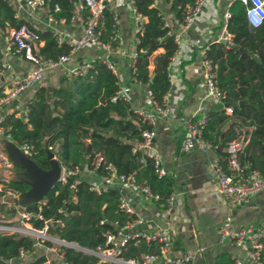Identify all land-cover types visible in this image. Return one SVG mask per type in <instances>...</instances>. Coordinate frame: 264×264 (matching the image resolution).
Returning <instances> with one entry per match:
<instances>
[{"label":"trees","instance_id":"obj_1","mask_svg":"<svg viewBox=\"0 0 264 264\" xmlns=\"http://www.w3.org/2000/svg\"><path fill=\"white\" fill-rule=\"evenodd\" d=\"M48 12L56 18L68 21L72 15V0H45ZM154 0H131V7L143 22L135 33L134 67L129 76L138 81L141 88L150 92L151 100L159 103L169 89L167 65L177 49L174 32L171 27L163 26L164 16L154 5ZM172 18L181 22L187 10L195 0H165ZM58 11L53 12V5ZM225 30L230 45L221 42L203 47L202 57L212 65L214 82L223 97L220 104H228L229 112L224 108L209 109L204 112L206 125L202 138L215 147L224 145L241 134L249 136L244 150L239 156L244 171H257L264 174V167L254 169L253 158L248 154L249 146H256L264 159V20L261 25L250 28L243 17V5L233 1L229 8ZM112 14L104 11L98 20L97 31L103 42L116 45L111 39L116 32L112 26ZM21 24L29 25L15 16V10L9 0H0L1 35ZM43 45L37 52L43 59L55 60L70 51L63 43H57L50 31L39 32ZM244 49V53L238 49ZM161 50L155 54L157 50ZM252 57H255L253 59ZM154 59L153 63L151 60ZM84 73L72 77H61L58 86L47 96L44 86L36 89L26 108V121L14 113L6 114L0 123L9 128V139L16 143H27L34 148L31 159L35 164L47 169L45 147L52 145L59 164L64 167L77 166L80 169L91 168L95 154L100 153L107 162L113 164L119 173L132 174L138 183L148 185L158 195L155 202L160 205L172 191L171 178L165 174L157 176L153 172L151 159L139 150H132V142L140 140V131L149 127L130 108L126 101L110 98L116 91L117 78L105 65L101 57L88 62ZM150 65L153 71L150 70ZM243 101L242 103H239ZM225 154H220L219 163L226 169ZM264 162V161H263ZM264 166V164H263ZM16 169V167H14ZM17 170V169H16ZM102 173L95 169V175ZM90 182L78 175L68 177L63 183H56L39 203L42 219L31 218L29 224L36 229L44 226L48 220L46 232L79 247L94 249L103 246L104 233L112 229L113 221L123 224L133 215L119 210L118 193L115 189L102 188L99 192L89 189ZM25 191L24 183L7 179L2 182L4 190ZM37 203L29 205L27 211H37ZM12 216L16 210L10 209ZM100 221H102L100 223ZM11 223V222H8ZM48 246V241L44 242ZM34 246L29 237L12 233H0V264L8 259H17L18 250L31 253ZM154 243L142 240L130 241L122 256L135 258L143 253L153 252ZM64 264H114L98 261L94 255L82 253L69 247H60ZM259 258L264 264V241ZM44 256L39 255L25 264H44ZM214 264H232L225 255L218 256Z\"/></svg>","mask_w":264,"mask_h":264},{"label":"built area","instance_id":"obj_2","mask_svg":"<svg viewBox=\"0 0 264 264\" xmlns=\"http://www.w3.org/2000/svg\"><path fill=\"white\" fill-rule=\"evenodd\" d=\"M109 0H79V7L84 11V17L81 25L80 34L75 38H64L60 33L53 30L52 24L57 21H62V18H56L51 12H48L46 17V23L50 28V32L55 36L57 43H63L67 45L70 51L66 54L58 56L55 60L43 59L37 52L36 47L40 42L39 32L27 24H21L15 29L8 31L6 35V41L2 47H0V69H7L9 64L5 59L10 57H17L24 59L33 64V68L17 78L11 79L8 82L0 85V110L10 105L14 99L24 90L35 86L40 82L44 74L54 68L62 67L65 77H72L80 75L88 68V62L79 63L75 65H67V60L71 51L83 48L87 45H94L102 50L100 56L105 65L114 73V65L111 59L108 57L110 53H114L118 56L126 55L124 49L111 46L109 42H103L99 38V32L97 31L98 20L102 17L104 11L108 9ZM237 1L243 5V17L246 25L250 28L258 27L264 20V0H232ZM204 0H195L192 7H190L186 15L181 22L172 18L171 22L164 18L163 26H169L177 28L180 31L186 29L193 19L196 17ZM131 4V0H129ZM28 15H32L36 11L41 10L47 2L45 0H24ZM58 5L54 4L52 11H58ZM136 16L137 25L136 31L140 28L143 22L142 18L134 12ZM229 17V13H225V18ZM113 19V18H112ZM112 26L115 27L114 20ZM174 32V31H173ZM0 33L1 30H0ZM136 33V32H135ZM117 33L115 32L111 39H116ZM175 42H177V35L174 33ZM227 44H231L229 37H223ZM136 39H134L133 47ZM177 44V43H176ZM206 47L205 49H207ZM203 53V50H202ZM135 50L128 54L129 70L134 67ZM174 55V54H173ZM170 58V61L173 57ZM2 59V60H1ZM5 61H4V60ZM169 61V62H170ZM169 64V63H168ZM201 77L196 82V87L201 91L202 98H208L213 102H220L223 94L214 82L213 68L210 61L206 58H201ZM168 70V65L166 67ZM168 81H169V76ZM129 85H118L113 96L110 98L112 102L116 100L129 101L131 85L141 87L140 83L134 78L129 76ZM146 97L149 100L148 109H138L134 111L140 118L141 122L147 125L148 129H142L140 131V140L136 141V147L132 146V150H139L145 156L149 157L152 162L153 172L157 176H163L166 171L162 167L161 159L151 151V142L154 138L153 124L158 119H165L169 115V105L166 99V95L162 96L159 103L151 100L150 92L145 91ZM229 110V108H226ZM26 106L21 110L14 105L11 113L19 116L23 122L26 121ZM6 114H0V123L3 121ZM206 115L203 113L197 118L186 122L185 133L181 137L178 144L179 153H187L193 149H205L206 147L215 148V146L208 143L202 138V133L206 125ZM9 128H4L0 125V135L5 138L8 136ZM264 140V137H263ZM15 144L18 150L27 157L31 158L34 154L33 146L27 143ZM246 145V135L241 134L239 137L228 141L224 147L226 169L221 166L219 159H213L210 164V170L213 174L216 191L224 199L227 206L243 205L247 203L250 197L264 189V174H260L257 171H244L243 165L239 161V156L244 150ZM45 151H51L56 158L55 149L52 145H47ZM57 159V158H56ZM13 168V164L9 161L7 155L3 150H0V192L2 191V182L6 181ZM101 168L102 173L96 175L97 179L90 182L89 189L95 192H99L102 188L115 189L118 193L117 205L119 210L124 213L133 215L130 221H126L123 224H118L117 221H113L112 229L107 230L104 233L103 246H96L94 249H86L79 247L75 243L66 242L54 236H51L46 232V223L48 220H43L44 226L41 229L32 228L29 225V220L42 219L39 213V204L36 205L37 211L23 210L17 212L16 210V222L8 223L11 221L5 220V214L0 210V233L3 232H19L23 236H29L36 243H43L48 241L50 245H46V250L50 253H55L58 258L62 259L63 251L60 247H69L74 250L81 251L82 253L94 255L98 258V261L114 264H192L191 255L185 253L180 255L171 254V245L173 242V232L166 227V225L157 226L151 231L140 230L142 218L133 213L132 207L129 202L127 193L141 195L152 202L158 200V195L153 193L148 185L138 183L132 174H123L117 172L115 166L110 162H107L104 157L97 153L91 161V168L80 169L77 166L64 168L61 166L60 170V183H63L68 177H77L83 172H89L95 174V169ZM8 198L6 200L5 198ZM15 192L12 190H4L0 194V208L5 206L7 209H16L14 205ZM173 199L172 191L165 198L161 204L164 212L168 215L170 212V204ZM44 200V199H43ZM39 201L42 203V201ZM37 203V202H36ZM8 221V222H6ZM102 221H100L101 223ZM217 242L229 243L238 249H240L244 257L233 256L231 259L232 264H262L259 254L262 249V241H264V223L255 229L249 227H237L229 218L223 220L216 229ZM142 240L146 243H154L156 249L153 252L143 253L139 256V260L135 258H125L122 256L126 245L130 241ZM58 246V247H56ZM25 252L22 249L18 250L17 259H8L5 264H22L20 260L24 257ZM44 264H50L45 259Z\"/></svg>","mask_w":264,"mask_h":264},{"label":"crops","instance_id":"obj_3","mask_svg":"<svg viewBox=\"0 0 264 264\" xmlns=\"http://www.w3.org/2000/svg\"><path fill=\"white\" fill-rule=\"evenodd\" d=\"M9 1L17 18L25 20L38 32L51 31L46 23L47 4L41 10L28 15L24 0ZM72 1V15L69 20L65 21L62 18V21L52 24L53 30L64 38H75L80 34L84 17V11L79 7V0ZM232 2V0H204L200 11L186 29L183 31L177 28L173 29L177 35V49L168 64L167 75L170 85L165 93L169 105V115L165 119L155 121L152 126L155 135L151 142L152 153L161 159L162 167L173 183V199L169 214L167 215L163 208L155 202L138 194L127 193L133 213L139 215L143 220L138 228L151 231L157 226L166 225L174 235L171 254L187 253L192 257V264H214L215 259L221 255H225L230 261L233 256L244 257L243 252L237 247L229 243L217 242L216 229L226 218H229L237 227L251 229L264 223V189L253 194L247 203L231 207L227 206L224 199L217 193L209 164L213 159H219L220 154L224 153L223 147L193 149L187 153H179L177 150L179 141L185 133L186 122L197 118L206 110L224 108V104L221 105L220 102L216 103L208 98H202L201 91L196 87V82L201 77L203 47L219 42V39H223V37H229L225 30L227 20L225 13L228 12ZM153 3L161 10L164 18L171 22L169 3L165 0H154ZM108 11L112 14L115 22L116 46L126 52L124 56L110 53L108 57L113 62L117 83L129 85L128 54L134 49L137 19L132 12L129 0H109ZM5 41L6 37L0 33V47L4 45ZM42 45L43 40L40 39L36 49L38 50ZM158 52L161 50H157L155 54ZM101 55V49L94 45H87L71 51L66 63L75 65L89 62ZM5 60L9 67L0 69V85L33 68L31 62L17 57ZM153 61L154 59L151 60V63ZM149 68L152 72V65ZM63 76L62 67L48 70L40 82L21 92L10 105L0 110V114H10L16 105L19 109L18 115H21V110L30 101L37 88L44 86L48 96L52 89L58 86L59 79ZM131 88L128 101L130 108L133 111L142 108L148 109L149 100L145 90L136 85H131ZM224 109L227 113L229 112L226 108ZM1 137L5 138L0 135V139ZM5 139H8L7 142H12L9 138ZM248 141L247 134L246 143ZM132 146L136 147V142L133 141ZM247 151L253 158L254 169L259 170L264 167L262 153L256 146H249ZM14 171L16 169L13 166L12 173ZM12 173L9 174L8 179H11ZM79 176L89 182L97 179L94 173L89 172H83ZM39 203L37 202V204ZM13 217L16 218L17 214L15 213ZM32 245L34 248L36 246L42 248V250L40 249L42 253L34 256L33 248V251L29 253L30 260L43 255L50 264H64L55 253L48 252L44 244L32 242ZM23 261L24 263H22ZM27 261L21 259L22 264Z\"/></svg>","mask_w":264,"mask_h":264},{"label":"water","instance_id":"obj_4","mask_svg":"<svg viewBox=\"0 0 264 264\" xmlns=\"http://www.w3.org/2000/svg\"><path fill=\"white\" fill-rule=\"evenodd\" d=\"M219 42L227 45L224 39H219ZM238 50L244 52L242 48ZM242 102L240 101L239 103ZM223 107L228 108V104H224ZM2 150L17 169L12 173L11 180L24 183L27 186L25 191L15 192L14 205L18 212L25 210L33 203L45 199L47 193L54 185L60 182L59 175L61 166L54 157L53 152L45 151V159L48 162V167L47 169H42L30 157L22 154L17 146L11 142H5L2 145ZM31 240L34 242L33 239Z\"/></svg>","mask_w":264,"mask_h":264},{"label":"rangeland","instance_id":"obj_5","mask_svg":"<svg viewBox=\"0 0 264 264\" xmlns=\"http://www.w3.org/2000/svg\"><path fill=\"white\" fill-rule=\"evenodd\" d=\"M7 141H8V139H5V138H2V137H1V139H0V147H2V145H3L5 142H7ZM11 173H12V171H11ZM4 198H5V197H4ZM5 199L8 200V198H5ZM0 210H1V211L5 214V216H6V217H5V220L11 221V223L17 225L16 218L13 217L12 214L9 213V212H10V209H7V208L3 205V206H1ZM8 221H6V222H8ZM14 233H17V234L21 235L19 232H14ZM2 234L9 235V234H12V233H9V232H3ZM27 237H29V236H27ZM39 244L42 245L43 243H39ZM56 247H58V246H56ZM58 248H59V247H58ZM40 249L42 250V248H40L39 246H36V247L34 248V252H35L34 256L42 253ZM32 257H33V256H32ZM30 258H31V256H29V253L25 254L24 257H23V259H24L25 261H27L28 259L30 260ZM48 259H51V258H48ZM20 262H21V260H20ZM22 263H24V261H23Z\"/></svg>","mask_w":264,"mask_h":264}]
</instances>
